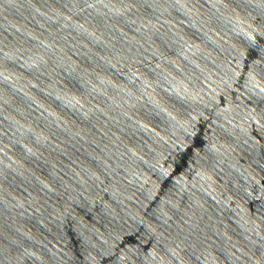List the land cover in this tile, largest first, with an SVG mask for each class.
<instances>
[{
	"label": "water",
	"instance_id": "95a60500",
	"mask_svg": "<svg viewBox=\"0 0 264 264\" xmlns=\"http://www.w3.org/2000/svg\"><path fill=\"white\" fill-rule=\"evenodd\" d=\"M0 264H264V0H0Z\"/></svg>",
	"mask_w": 264,
	"mask_h": 264
}]
</instances>
